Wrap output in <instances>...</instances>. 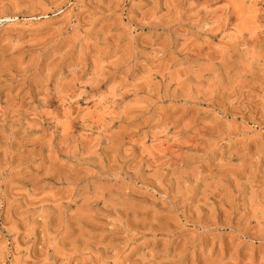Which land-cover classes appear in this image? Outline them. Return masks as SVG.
Wrapping results in <instances>:
<instances>
[{
  "label": "rangeland",
  "instance_id": "1",
  "mask_svg": "<svg viewBox=\"0 0 264 264\" xmlns=\"http://www.w3.org/2000/svg\"><path fill=\"white\" fill-rule=\"evenodd\" d=\"M0 264H264V0H0Z\"/></svg>",
  "mask_w": 264,
  "mask_h": 264
}]
</instances>
